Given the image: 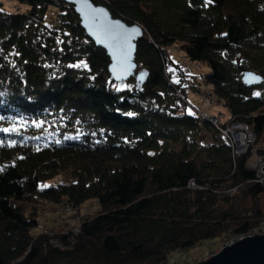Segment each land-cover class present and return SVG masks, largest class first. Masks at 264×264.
Returning <instances> with one entry per match:
<instances>
[{"label":"trees","instance_id":"trees-1","mask_svg":"<svg viewBox=\"0 0 264 264\" xmlns=\"http://www.w3.org/2000/svg\"><path fill=\"white\" fill-rule=\"evenodd\" d=\"M10 1L20 7L8 11L0 0V128L17 130L0 131V264H178L189 257L171 261L172 253L264 220V187L248 153L233 159L189 99L204 81L259 142L264 0H93L143 29L142 82L113 81L109 57L72 5ZM173 46L208 72H188ZM80 61L87 67L71 66ZM243 70L262 82L244 84ZM62 173L65 184L41 186ZM89 200L97 212L73 238L32 232L40 202L78 212Z\"/></svg>","mask_w":264,"mask_h":264},{"label":"rangeland","instance_id":"rangeland-1","mask_svg":"<svg viewBox=\"0 0 264 264\" xmlns=\"http://www.w3.org/2000/svg\"><path fill=\"white\" fill-rule=\"evenodd\" d=\"M4 3V7L8 11L18 10L17 3L12 2L10 0H1ZM56 9L54 7L49 8L48 16H53L56 13ZM171 56L175 61H181L185 63L186 69L188 72L192 74H200L208 72V67L205 64H200L197 62H190L187 61V58L176 46L170 49ZM202 80V79H201ZM200 81V80H199ZM132 86V83L129 84ZM209 87L206 85L204 81H200L199 89L197 92L189 94V99L192 101L191 98H194V105L198 108V116L199 119L204 121V117L211 119L214 116L222 115L223 121H230L232 120L228 114L226 109L221 105V103L211 95ZM209 94L213 97H210ZM210 97V98H209ZM206 121V120H205ZM209 122V121H208ZM213 125L211 122H209ZM50 126V124L48 123ZM213 127L217 129L214 125ZM218 130V129H217ZM256 138V137H255ZM262 138V137H261ZM260 138V140H261ZM260 140L258 143H260ZM257 143V144H258ZM256 144V139L254 141ZM247 163V162H246ZM66 174H59L54 176L53 178L46 180L45 182L41 183V186L47 185L53 186L57 185L60 182L66 183L67 180ZM261 185V184H258ZM235 192V188L232 189V194ZM65 201L59 204H53L50 202H40L35 208L37 213V227L33 229V233L37 234L42 232L46 235L51 237V240L55 239L56 237H60L65 235L66 233H72L75 227H77V232L80 230V224L83 220L91 218L98 209L97 203L95 200L87 201L78 212L75 211H67ZM68 205V204H67ZM71 208V207H70ZM262 225L264 227V220L260 221L256 226ZM264 229V228H262ZM228 236H232V234L227 233V235L219 240L218 242H211L205 241L203 244L198 245L197 248H193V250L188 251L186 254L181 253H172L170 256L171 261L179 260L180 258L189 257L185 261L178 263V264H196L200 261L206 260L214 253L220 250V247L224 245ZM56 245V244H55ZM219 245V246H218ZM218 246V247H217ZM195 247V246H194Z\"/></svg>","mask_w":264,"mask_h":264},{"label":"water","instance_id":"water-1","mask_svg":"<svg viewBox=\"0 0 264 264\" xmlns=\"http://www.w3.org/2000/svg\"><path fill=\"white\" fill-rule=\"evenodd\" d=\"M63 2L72 5L74 11L78 14L80 19V26L84 29L85 34L91 39L95 45L101 47L105 50L107 56L110 59L108 65V72L114 82H125L131 77H134L137 81L142 82L143 75L135 74L137 67V62L135 60L136 55V45L137 41L142 37L143 29L137 23L128 24L120 18L113 17L110 11L99 4H96L93 0H89L96 8H103L107 13L109 19L113 21H120L127 28L131 29L136 27L139 29V32L135 34L132 38L133 48L130 53V57L126 62L125 68L120 71L121 79H117V73H114L112 70V65L115 63L111 50L107 47L106 44L98 43L96 37L92 35L87 24L84 21L83 14L79 11V4L77 0H62ZM130 64L131 66H127ZM242 81L248 86L259 85L262 82V77L258 73L253 71L243 70ZM251 74V75H249ZM259 77V79H256ZM196 264H264V234H256L253 236L243 237L242 239L235 241L233 244L224 246L218 252L211 255L206 260L200 261Z\"/></svg>","mask_w":264,"mask_h":264},{"label":"snow or ice","instance_id":"snow-or-ice-1","mask_svg":"<svg viewBox=\"0 0 264 264\" xmlns=\"http://www.w3.org/2000/svg\"><path fill=\"white\" fill-rule=\"evenodd\" d=\"M79 4V11L83 14L84 21L87 24L90 32L96 37L98 43L106 44L111 50V54L115 63L112 65V70L117 73V79H121L120 71L125 68L126 62L130 57L131 50L133 48L132 38L139 32V29L133 27L127 28L120 21H113L109 19L108 13L103 8H96L89 0H77ZM212 0H205V6L211 3ZM58 43L62 41H57ZM19 55V53H17ZM72 67H87L86 62L80 61L79 64L71 65ZM127 66H131L128 64ZM143 75V73L141 74ZM251 75V74H249ZM259 79V77H256ZM179 82V81H177ZM260 93H254L259 95ZM133 115V113H128ZM0 119H3L0 117ZM16 127L0 128L3 132L16 131ZM2 143V141H0ZM2 170V169H0ZM42 187H47L43 185Z\"/></svg>","mask_w":264,"mask_h":264},{"label":"built area","instance_id":"built-area-1","mask_svg":"<svg viewBox=\"0 0 264 264\" xmlns=\"http://www.w3.org/2000/svg\"><path fill=\"white\" fill-rule=\"evenodd\" d=\"M209 96L213 97L210 94ZM204 120L211 122L227 140L231 147L233 159L248 153L246 166L249 170L254 172V181L264 187V134L262 135L260 143L254 144L256 139L255 134L242 122L234 121L233 119L225 122L222 120V115L214 116L212 119L211 117L209 119L205 116ZM188 186L190 188H196V184L193 180L189 181ZM65 205L67 211H72L69 205ZM262 228L264 227L259 225L254 226L245 233L232 234V236H228L226 242L220 247V249L224 246L233 244L235 241H238L243 237L263 234L264 229ZM77 230V227H75L72 233H66V235L69 236V238H73V236L77 234ZM194 248H197V246Z\"/></svg>","mask_w":264,"mask_h":264},{"label":"bare ground","instance_id":"bare-ground-1","mask_svg":"<svg viewBox=\"0 0 264 264\" xmlns=\"http://www.w3.org/2000/svg\"><path fill=\"white\" fill-rule=\"evenodd\" d=\"M111 13V12H110ZM78 15V14H77ZM113 16V15H112ZM80 20V19H79ZM139 25V24H138ZM140 26V25H139ZM84 30V29H83ZM136 60V59H135ZM109 73V72H108ZM135 74L137 75V74H140L139 72H138V64H137V67H136V70H135ZM109 76H110V74H109ZM111 77V76H110ZM143 77H144V75H143ZM131 78H134V77H131ZM135 79V78H134ZM136 80V79H135ZM137 81V80H136ZM264 234V233H263ZM256 235V234H255ZM182 253H186V251H183Z\"/></svg>","mask_w":264,"mask_h":264}]
</instances>
